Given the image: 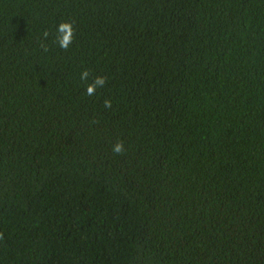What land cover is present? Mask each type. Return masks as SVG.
Returning a JSON list of instances; mask_svg holds the SVG:
<instances>
[{"label": "trees", "instance_id": "16d2710c", "mask_svg": "<svg viewBox=\"0 0 264 264\" xmlns=\"http://www.w3.org/2000/svg\"><path fill=\"white\" fill-rule=\"evenodd\" d=\"M0 264H264V0H0Z\"/></svg>", "mask_w": 264, "mask_h": 264}, {"label": "clouds", "instance_id": "9594fccd", "mask_svg": "<svg viewBox=\"0 0 264 264\" xmlns=\"http://www.w3.org/2000/svg\"><path fill=\"white\" fill-rule=\"evenodd\" d=\"M56 43L64 51H67L69 47L74 42L75 30L73 27V23L71 21H61L56 28ZM48 33H44V37L47 38ZM42 47L47 51V46L42 43ZM91 73L88 69H85L80 74V79L82 81L87 82L89 80ZM107 84V78L104 76H96L94 77L90 83H86V94L91 96L96 94L97 88H103ZM105 108H111L112 102L111 100L104 101ZM112 151L115 154H123L125 152V147L123 141H117L112 146Z\"/></svg>", "mask_w": 264, "mask_h": 264}]
</instances>
